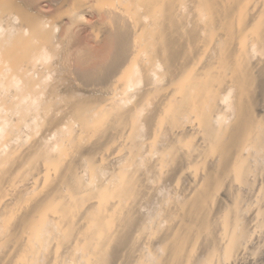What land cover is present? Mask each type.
<instances>
[{
  "label": "bare ground",
  "instance_id": "1",
  "mask_svg": "<svg viewBox=\"0 0 264 264\" xmlns=\"http://www.w3.org/2000/svg\"><path fill=\"white\" fill-rule=\"evenodd\" d=\"M263 226L264 0H0V264H247Z\"/></svg>",
  "mask_w": 264,
  "mask_h": 264
},
{
  "label": "rangeland",
  "instance_id": "2",
  "mask_svg": "<svg viewBox=\"0 0 264 264\" xmlns=\"http://www.w3.org/2000/svg\"><path fill=\"white\" fill-rule=\"evenodd\" d=\"M253 242H254V246L253 247L250 246L249 248L250 250H247L248 252H246L245 254L246 256L244 255L245 262L244 261L243 262L244 263L247 262V264H264V226L260 228V230L256 231Z\"/></svg>",
  "mask_w": 264,
  "mask_h": 264
}]
</instances>
